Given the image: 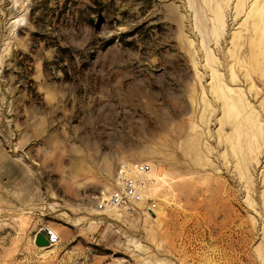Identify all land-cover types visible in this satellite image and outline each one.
<instances>
[{
	"label": "rangeland",
	"instance_id": "374dc122",
	"mask_svg": "<svg viewBox=\"0 0 264 264\" xmlns=\"http://www.w3.org/2000/svg\"><path fill=\"white\" fill-rule=\"evenodd\" d=\"M259 1L0 0V264H264Z\"/></svg>",
	"mask_w": 264,
	"mask_h": 264
},
{
	"label": "built area",
	"instance_id": "2783aa9c",
	"mask_svg": "<svg viewBox=\"0 0 264 264\" xmlns=\"http://www.w3.org/2000/svg\"><path fill=\"white\" fill-rule=\"evenodd\" d=\"M149 169L147 162H134L130 166L120 164L115 175V186L108 196L98 203L97 208L121 207L139 198V190L144 182L142 177Z\"/></svg>",
	"mask_w": 264,
	"mask_h": 264
},
{
	"label": "bare ground",
	"instance_id": "6f19581e",
	"mask_svg": "<svg viewBox=\"0 0 264 264\" xmlns=\"http://www.w3.org/2000/svg\"><path fill=\"white\" fill-rule=\"evenodd\" d=\"M263 1L264 0H261V1H259V2H257L255 5H254V11H256V15H259L258 17H260V19L258 20V23L259 24H261V21L262 20H264V9H263ZM221 5L222 4H218V7L217 8H221ZM216 9V8H215ZM15 21H18V19L17 20H15ZM14 21V22H15ZM238 104V103H237ZM237 114V113H236ZM124 164V163H123ZM151 174L155 179H159L160 177H159V175H157L154 171L152 172V169L150 168L149 169V171H147V172H145L144 173V175L143 176H145V177H147V178H149L148 177V174ZM102 198H104V197H102ZM114 210L115 208H112V207H106V209H104V210ZM104 210H102V211H104ZM97 211V210H96ZM53 233V232H52ZM54 234V233H53ZM55 235V234H54Z\"/></svg>",
	"mask_w": 264,
	"mask_h": 264
},
{
	"label": "water",
	"instance_id": "95a60500",
	"mask_svg": "<svg viewBox=\"0 0 264 264\" xmlns=\"http://www.w3.org/2000/svg\"><path fill=\"white\" fill-rule=\"evenodd\" d=\"M56 236L57 235H54L50 228L42 227L37 231L35 241L38 244H46L49 241L55 240Z\"/></svg>",
	"mask_w": 264,
	"mask_h": 264
}]
</instances>
